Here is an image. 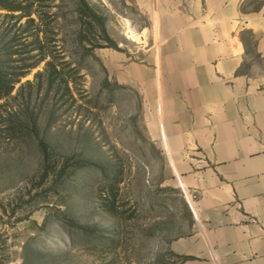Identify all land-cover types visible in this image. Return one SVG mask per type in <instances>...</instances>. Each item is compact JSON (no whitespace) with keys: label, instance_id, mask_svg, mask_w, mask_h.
I'll return each instance as SVG.
<instances>
[{"label":"rangeland","instance_id":"374dc122","mask_svg":"<svg viewBox=\"0 0 264 264\" xmlns=\"http://www.w3.org/2000/svg\"><path fill=\"white\" fill-rule=\"evenodd\" d=\"M156 0H0V264H212L160 142Z\"/></svg>","mask_w":264,"mask_h":264},{"label":"crops","instance_id":"0c3cea01","mask_svg":"<svg viewBox=\"0 0 264 264\" xmlns=\"http://www.w3.org/2000/svg\"><path fill=\"white\" fill-rule=\"evenodd\" d=\"M160 142L212 264H264V0H156Z\"/></svg>","mask_w":264,"mask_h":264}]
</instances>
